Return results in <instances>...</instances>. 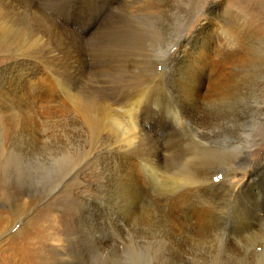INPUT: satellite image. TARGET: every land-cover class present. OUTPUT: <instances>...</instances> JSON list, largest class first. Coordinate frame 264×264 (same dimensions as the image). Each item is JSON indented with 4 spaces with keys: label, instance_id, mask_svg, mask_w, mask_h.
I'll list each match as a JSON object with an SVG mask.
<instances>
[{
    "label": "rangeland",
    "instance_id": "374dc122",
    "mask_svg": "<svg viewBox=\"0 0 264 264\" xmlns=\"http://www.w3.org/2000/svg\"><path fill=\"white\" fill-rule=\"evenodd\" d=\"M105 1L107 0L0 1V125L4 122L10 123V127L7 126L6 129L0 128V145L7 146L3 156L0 153V223L4 222L2 216L6 215L3 212L4 208L7 206L15 207L17 196L23 195L26 205L24 207L22 205L23 210L21 207L15 209L18 214L22 215L21 222H14L8 234L13 235L18 228H21L20 230L23 231H21V235L42 240V259L39 264H264V221L261 222V227L259 226L257 232L250 235L251 243L249 245L241 241L234 243V245L230 242L227 244L229 234L236 228L234 223L237 219L231 215L232 212L223 217V222L216 226V229L214 227L208 231L202 230V234L208 233L214 242H201L200 247H198V243H190L185 251L178 252L170 251L168 242L164 241L159 250L150 251L151 248L146 243L139 241L146 239V237L160 235L162 239L170 238L171 231L163 221L161 222V219L152 222L149 218L150 213L147 209L150 207L154 196L159 193L158 189L147 184V194L141 195L138 192L132 204L131 182L134 176L131 173L128 155L131 150L138 149L137 146L140 144L133 143L130 145L122 140L120 127L116 126L112 120L107 121L103 126L104 128L91 131L84 124L73 121L70 115V99L73 95L78 96V100L85 97L96 104L100 100L109 99L115 96L114 94L117 95L118 92L121 93L120 91H131V86L128 83H122L121 80L123 75H126L124 69L127 70V65L125 64H129L133 60L142 61L138 55L141 51L152 53L153 58L157 56L158 60L162 59L163 63L157 68L158 70L163 69L164 75H172L173 72H175L173 74L189 73V61H194L202 56L201 53L204 51L202 45L214 28L213 23L206 22L205 27L198 29V25L204 23L201 16L203 12L207 13L208 9V16L210 17L208 21L217 19L223 13L231 19V22L233 21V25L247 29L245 32L247 40L249 39L247 60L239 68L234 67L232 74L248 79L250 83L247 87L250 90L255 88L254 82L260 83L261 92L248 95L244 98L243 103L245 105L259 104L264 108V0H170L173 14L160 15L159 10H154L152 15L147 16L135 13L140 11L139 8L150 0H108V3L106 2L104 5ZM99 12L101 17L94 24L92 23L88 29H85L83 26L88 17L90 16L89 19L94 18ZM92 28L94 29L93 33L90 36H85ZM7 30L8 32H6ZM50 32L51 34H49ZM47 36L48 38H45ZM62 37H65V40ZM78 38L80 42L77 41ZM181 38L187 46L189 45L186 49V57L182 61L178 56L181 54L178 53L179 50L183 47V42L179 41ZM44 41L46 42L44 43ZM53 41H56L57 44ZM260 41L262 42L260 43ZM74 42L75 44H72ZM140 42L143 45L145 42V45L140 47ZM151 42L152 45H150ZM168 45H171L169 49ZM80 46H83V50L80 49ZM42 48L47 51L44 52ZM70 48L72 49L70 50ZM163 50L167 52L162 56ZM177 56L178 58H176ZM153 60L156 61L157 59L154 58ZM180 61L184 64H181ZM145 66L146 63L133 65L128 73L157 74L153 67L148 68L146 73L145 69L142 68ZM96 67L97 70H95ZM206 75L207 72L198 73L201 78ZM19 77H23L20 83L18 82ZM38 77L46 78V80L40 81L37 79ZM116 83L117 86L123 85V87H117ZM62 88L65 90L63 91ZM176 104H170L171 108L176 109L174 106ZM173 110L171 109V111ZM160 112V115L157 112L154 114L156 116L152 114L153 118L150 120L159 123L161 120V123L164 121L173 133H182L184 130L196 128V121L201 118V114L195 112L190 115H181L182 118L179 121L180 115L178 117L177 114L175 117L174 114H182L181 110L176 113L167 110ZM260 117L261 122L256 125L257 119ZM210 118L215 119V121L212 120L208 123L209 129L216 131V133L207 139L208 153L206 152L207 154L203 157L202 154L199 155L203 164H210L211 162L212 164H223L226 161L225 158L211 155L222 145L225 146L221 144L222 142L231 141L230 144L242 146L245 145L244 139L248 136L247 132L253 133L255 128L259 129L258 131L261 133L264 132L263 112L257 113L253 119L246 116L233 119L216 115H210ZM218 119L225 122L222 129H220ZM173 120L178 122H173ZM181 125L185 128L180 129ZM167 133V130L162 131L164 136ZM36 136L40 137L36 138ZM171 137L172 134L160 142L145 141L146 144L141 145L143 148L140 147L139 150L144 152V155L156 152L160 147L167 148L169 151L170 146L175 141V138ZM261 139L258 138V142H261ZM240 151L241 149H233L234 154H228H232V156L239 154V158ZM255 152L258 155L261 150H255ZM262 152L264 153V147ZM98 153L100 155H97ZM206 158L209 159L206 160ZM257 158L259 157H254L255 160ZM263 158L264 155L261 154V159ZM141 167H143L142 164L137 171L139 176L145 173L144 167ZM5 173L7 175L12 174L11 176L19 175V179L9 177L7 180H3L7 178L2 175ZM231 175L241 176V173L233 172ZM221 177L222 172H219L213 176V180H220ZM95 187L101 188H98V194L93 198ZM247 191L250 192L251 196L258 197L264 204V174L255 183L250 184ZM138 198L140 201L136 200ZM126 209L129 211L126 212ZM6 220H9V217ZM1 226L2 224H0ZM137 232L141 236H138ZM193 232L192 230L190 234ZM131 236L134 242L141 246V253L124 251L122 248ZM54 237H56V241ZM9 240L14 242L13 245ZM9 240L7 244L0 247V264H17V257L13 249L18 248L15 247V244L20 240V237L16 236V239ZM35 246L39 245L35 243ZM218 248L220 250L217 251ZM244 250L245 252L241 253Z\"/></svg>",
    "mask_w": 264,
    "mask_h": 264
},
{
    "label": "bare ground",
    "instance_id": "6f19581e",
    "mask_svg": "<svg viewBox=\"0 0 264 264\" xmlns=\"http://www.w3.org/2000/svg\"><path fill=\"white\" fill-rule=\"evenodd\" d=\"M0 1H2V0H0ZM106 2L108 3V0L105 1L104 5L106 4ZM8 6H10V5H8ZM8 6H7V8H8ZM139 10L140 11H137L135 14H138V15L142 14L143 16H147L149 14L152 15L154 13V10H159L160 15H162V14H173V11L171 9V1L170 0H150L148 3L143 5V7H140ZM208 11H209V9L207 10V13L203 12L201 19L203 20L204 23H202L201 25H198V29L199 30L202 29L203 27H205L207 25V23H213L214 28H212V30L210 31L211 34L208 36L207 40L202 45L203 50H204L201 53L202 56L196 58L194 61H189V63H190L189 64L190 72L188 71L189 73H183L182 72V73L173 74V73H175V72H173V73H171L172 75H168V74L164 75L163 69L160 68V70H158V68H157V66H159L161 63H163L162 59L158 60V58L156 56L154 58L157 60L154 61L152 53H148L146 51H141L138 53V55L142 58V61H134L133 60L129 64H125V65H127V70L123 68L125 70L126 75L122 74L124 77L122 78L121 81H123L122 83H125V84L128 83L131 86V91H126V90L124 92L120 91L121 93L118 92L119 94L118 93H117V95L114 94L115 96L110 97L109 99H106V100H100L96 104H93V102L90 99H86L85 97L78 100L77 99L78 96L73 95L71 97V99L69 98L71 100V102H70L71 114L70 115L72 116L73 121L77 122L78 124H80V123L84 124L91 131H96L99 128L101 129L104 126V124L107 123V121L112 120V121H114L116 126L120 127L121 137H122L121 139L124 140L125 142H128V144H130V145L133 143H136V144L139 143L140 146H137L139 148L141 147V145L146 144L145 141L152 142L151 140H153L155 142L156 141L160 142L161 140H166L167 138H169L171 136V134H172V137L175 138V141L170 146L169 151L167 150V148L164 149V148L160 147V149L158 151L156 150V152H153V153L150 152L151 154H145L144 155L143 154L144 152L142 153L139 150V148L138 149L136 148V150H131V152L128 155L129 161L131 163V173H133V176H134V178L131 182V187H132L131 194L133 195V196L131 195L132 196V204L135 201V197H136L138 192H140L139 194H141V195H144L146 193V191H147L146 185L147 184H150L151 187L158 189L159 193H157V195H155L154 198L152 197L153 198L151 201L152 203L150 204V207H148V209H147V211H149V213H150L149 218L152 222L160 221V219H161V222L163 221V223L166 224L168 229L171 231V236H170V238H166L167 240L165 238L162 239L160 237L161 235L160 236H151L148 238L146 237V239L142 238L143 240H141L139 242L140 243H142V242L146 243L149 246V248H151L150 251L159 250V247L162 246L164 241L168 242V244H169L168 246H170V251L173 250V251H178V252L185 251L188 248L190 243H194V242L198 243L199 245L198 244L197 245H198V247H200L201 242H214V239H212L208 233L202 234V230L206 229L208 231V229H212L214 227L216 229V226H219V224L223 222V220H222L223 217L230 215V212H232L231 215H233L237 220H236V223H234V226L236 228H234V231H232L229 234V236H228L229 241L227 242V244L230 242V244L234 245V243H238L239 241H241V242H246V245H249L251 243V241H250L251 239L249 238L250 235L257 232V229L261 225V222L264 221V204L261 203V201L258 197H255L253 195L251 196L250 192L247 191L249 189L250 184L255 183L257 181V179L264 174V158L261 159V154L264 155V153L262 152V148L264 147V144H263L264 132L261 133L260 131H258L259 129L257 130V128H255L253 133L247 132L248 136L244 139L245 145L243 144L242 146H239L238 144H235V145L230 144L231 141L222 142L221 144H224L225 146L222 145V147L218 148V150L213 151L211 153V155H213V156L217 155V156H220L222 158H225V160L227 161L226 164H225L226 161L225 162L223 161L224 162L223 164H216L214 162H213L214 164H212V162L210 164H203L202 163L203 160L200 159L201 156L203 157L208 153L207 151H208L209 144H208L207 139H210L211 136L216 133V131L209 129L210 125L208 123L212 120L215 121V119L210 118V115H216V116H221V117L224 116L227 118L231 117L233 119L246 116L247 118L249 117V118L253 119L254 117H256L257 113H259V112H260V114H261V112L264 113L263 106H260L259 104L245 105L243 103L244 98H246L248 95H250V94L252 95L253 93L261 92L260 83L259 82H254V83L252 82L255 85V88H253L254 90L253 89L250 90L247 87L250 83V81L248 79L242 78V77H237L236 74H232L234 67L236 69L239 68L241 65L245 64V61L247 60V55H248L247 49H248V44H249V39L247 40V35L245 34L247 29L246 28H240L238 26L236 27L235 25H233V21L231 22V19H229L227 17V15H225L223 13L217 19H212L211 21H208V19H210V17L208 16L209 15ZM92 16H94V15H92ZM89 17H88V20L85 21V23H84L83 27H85V29L86 28L88 29L92 23L94 24L101 17V14L99 12L95 15L94 18L91 17L89 19ZM149 18H151V17H149ZM86 19H87V17H86ZM69 20H70V17H69ZM43 21H45V20H43ZM40 24H39V26H40ZM53 28H56V27H53ZM247 28H248V26H247ZM0 29H1V27H0ZM58 29H59V27H58ZM93 30L94 29L92 28L85 36H87V35L90 36V34L93 33ZM121 30H122V28H121ZM6 32H8V30ZM47 33H48V31H47ZM49 34H51V32ZM42 35H43V32H42ZM44 35H45V33H44ZM70 36H71V34H70ZM72 36L75 37V35H72ZM78 36H79V34H78ZM45 38H48V36ZM70 38H69V40L72 41V39H70ZM182 38L179 41L183 42L182 43L183 47L178 52V53H181L178 55L180 57L181 61H182V59H184L186 57V55H185L187 53L186 49L189 47V45L187 46L184 43V40ZM49 39H51V38H49ZM129 39H127V40H129ZM132 39H133V37H132ZM77 41L80 42L79 38ZM113 41H115V40H113ZM18 42H20V41H18ZM42 42H43V40H42ZM45 42L46 41H44V43ZM87 42H89V41H87ZM119 42H120V40H119ZM127 42H129V41H127ZM145 42H147V41H145ZM145 42H144V45H145ZM261 42L262 41H260V43ZM61 43H63V42H61ZM147 43H150V42H147ZM55 44H57V43H55ZM67 44H65V45H67ZM72 44H75V42ZM108 44H110V43H108ZM42 45H44V44H42ZM131 45H130V47L132 48L133 45L132 46ZM142 45L143 44H141V42H140V47H142ZM150 45H152V42ZM171 45H168L169 46L168 49L170 48ZM54 46L56 47V45H54ZM63 46H64V43H63ZM63 46H61V47L63 48ZM125 46H127V44H125ZM52 47H53V44H52ZM64 47H66V46H64ZM80 47H78V48H80ZM82 47L80 49L83 50ZM91 47H93V46L91 45ZM130 47H129V49H130ZM254 47H256V46H254ZM46 48H49V47H46ZM35 49H37V47H35ZM51 49H53V48H51ZM71 49L72 48H70V50ZM93 50H95V49H93ZM46 51L44 50V52H46ZM84 51H86V50H84ZM84 51H80V52H84ZM121 51H123V50H121ZM44 52H42V53H44ZM166 52L167 51L163 50L162 56ZM251 52H253V51H251ZM70 53H72V52H70ZM36 54H38V53H36ZM47 54H49V53H47ZM47 54H45V55H47ZM105 54L108 55V53H105ZM166 55H168V54H166ZM20 56H21V54H20ZM139 56H138V58H139ZM178 56L176 58H178ZM64 57H65V54H64ZM111 57H110V59H111ZM172 57H174V56H172ZM113 58H115V57H113ZM68 59L69 58L67 57V60ZM108 60H109V57H108ZM69 61H71V60H69ZM181 61H180V63L184 64ZM92 62H93V60H92ZM52 63H54V62H52ZM79 63H78V65H79ZM98 63H100V62H98ZM104 63H103V65H104ZM144 63H146V66L142 67V68L145 69L146 73L148 72V68L153 67L157 71V74H155V75H149L148 74L147 75L144 72H142L140 74L128 73L131 66L140 65V64H144ZM101 64H102V62H101ZM166 64H168V63H166ZM51 66H53V65H51ZM92 67H93V65H92ZM97 67L95 70H97ZM120 67L122 68L121 65H120ZM169 68H171V67H169ZM75 70H76V68H75ZM121 71H122V69H121ZM205 72H207V75L205 77L201 78L198 76V73L204 74ZM117 76H119V75H117ZM31 77H33V76H31ZM261 78H262V76H261ZM37 79H39L40 81L46 80V78H42V77H38ZM22 80H23V77H19L18 82L20 83ZM263 80H261V81H263ZM119 81H120V78H119ZM74 82H75V80H74ZM103 83H105V81H103ZM67 85H65V86H67ZM73 86H74V84H73ZM116 86H117V83H116ZM118 86L123 87V85H118ZM124 88L126 89V87H124ZM62 90H63V88H62ZM108 91H109V89H108ZM82 94H83V92H82ZM68 96H70V95H68ZM173 103H177L176 105H174L176 109H174V107L171 108L170 104L172 105ZM171 109L172 110L174 109V110L171 111ZM165 110H167L169 112L175 111V113L178 112L179 110H181L182 114H179V113L174 114V116L175 115L177 116V114H178V117L180 115L179 121H181V118H182L181 115H190V114L195 113V112L200 113L201 118L199 120L197 119V121H196L197 126H195L196 128H191L190 130H184L182 133H173L170 131L171 129L167 127V123H164V121L161 123V121H162L161 120L159 123V122H154V121L150 120V118H153V116H156V115H154L155 112H157V114H159L160 111L163 112ZM38 112H40V111L38 110ZM48 112H50V111H48ZM169 112H168V114H169ZM46 113H47V111H46ZM152 114H153V116H151ZM22 117H24V116H22ZM31 117H32V115H31ZM170 120H172V119H170ZM218 120L220 122V129H222L225 125V122H222L220 119H218ZM257 120L258 121L256 122V125H258L261 122V117ZM68 121L70 122V120H68ZM173 122H178V121L173 120ZM9 124H10L9 122H4L0 125V128L6 129L7 126L10 127ZM24 125H22V126H24ZM109 125H110V123H109ZM181 128H185V127L181 125L180 129ZM164 130L168 131V133L165 136L162 135V131H164ZM19 131H22V130L19 129ZM55 131H57V130H55ZM220 132H221V130H220ZM42 133H44V132H42ZM94 134H96V133H94ZM16 136H17V134H16ZM39 137L40 136H36V138H39ZM258 138H262L261 142H258ZM109 140H110V138H109ZM170 140H172V139H170ZM14 141H17V140H14ZM113 141H114V139H113ZM92 143H94V142H92ZM141 148H143V147H141ZM152 149H154V148H152ZM233 149H236V150L241 149V151H240L241 155L239 158H238L239 154L233 155V156H232V154L231 155L228 154V153L234 154V152H232ZM6 150H7V146L5 147L3 145H0L1 156H3L4 151H6ZM98 150H97V152H98ZM103 150H105V149H103ZM255 150H257V151L261 150V153L257 155ZM144 151H145V149H144ZM8 152H9V150H8ZM101 152H102V150H101ZM200 154H202V155L199 156ZM97 155H100V154L98 153ZM125 156H126V154H125ZM226 156H232V157H226ZM255 156H258L259 158H257V160H255L254 159ZM208 159L206 158V160H208ZM207 162H210V161H207ZM140 164H142V166L144 167L145 173L144 174L142 173V175L140 174V176H139V173H137V171L139 170ZM143 167H141V168H143ZM126 169H127V167H126ZM219 172H222L221 179L214 181L213 176ZM233 172H240L241 176L231 175V173H233ZM2 175L7 177L5 179L2 178L3 180H7L9 177L19 179V175L11 176L12 174L7 175V173L2 174ZM166 185H168V186H166ZM98 188H101V187H95L93 189V191L95 192V195L93 198H95L97 196V194H98L97 192L99 191ZM125 200H126V198H125ZM129 200H130V198H129ZM136 200H139V198ZM136 204H137V202H136ZM22 205L24 207L26 205V201H25L23 195H18L16 198V201H15V207L7 206L4 208L3 212L6 215L2 216L4 218L5 223L4 222L0 223V224H2V226L0 227V247L3 244H7V242L11 241L9 239L14 240V239H16V236L20 237V240H18L17 244H15V247H18V248L13 249L15 252V256L17 257V259H16L17 264H39L41 262V259H42L41 258L42 257L41 244H43L42 240H40V239L36 240V239L31 238L30 236L21 235V231H22V230H20L21 228H18L15 233L13 232L14 233L13 235L8 234V233H10L14 222L15 223L18 221L21 222L20 219H21L22 215L18 214V211H16L15 209H18L21 207L23 210ZM4 206H6V205H4ZM141 206H142V204H141ZM131 209H134V208H131ZM128 211L129 210H127L126 212H128ZM131 212H130V214H131ZM141 212H142V209H141ZM8 217H9V220H6V218H8ZM126 219H127V217H126ZM147 223H149V222L147 221ZM155 225H156V223H155ZM120 226H122V225L120 224ZM161 227H162V225H161ZM154 228H157V227H154ZM189 230H190V232L192 230L194 232L190 234ZM122 231H123V229H122ZM138 234H139L138 236H141L140 233H138ZM54 238L56 241V237H54ZM43 242H45V240H43ZM126 242L127 243L123 244V246H122L124 251H130L132 253H141L140 252L141 246L137 245L134 242V239L132 238V236L128 240H126ZM12 243H14V242L11 241V244ZM35 243H37L39 246L34 247ZM218 250H220V249L218 248L217 251ZM232 250H233V248H232ZM244 252H245V250L243 252L241 251V253H244ZM57 254H58V252H57ZM57 254H56V257H57ZM53 255H54V253H53ZM232 258H233V256H232ZM256 258H257V256H256ZM57 260H58V258H57ZM257 262H258V259H257Z\"/></svg>",
    "mask_w": 264,
    "mask_h": 264
}]
</instances>
